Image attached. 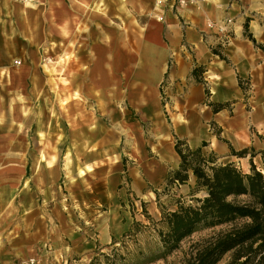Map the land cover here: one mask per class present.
Masks as SVG:
<instances>
[{
    "label": "crops",
    "instance_id": "obj_1",
    "mask_svg": "<svg viewBox=\"0 0 264 264\" xmlns=\"http://www.w3.org/2000/svg\"><path fill=\"white\" fill-rule=\"evenodd\" d=\"M176 138L264 171V0H0V263L82 259L188 197Z\"/></svg>",
    "mask_w": 264,
    "mask_h": 264
},
{
    "label": "trees",
    "instance_id": "obj_2",
    "mask_svg": "<svg viewBox=\"0 0 264 264\" xmlns=\"http://www.w3.org/2000/svg\"><path fill=\"white\" fill-rule=\"evenodd\" d=\"M193 74L198 77L197 68ZM175 150L180 164L168 178L166 189L184 183L191 171L195 184L189 196L168 198L165 206L159 200L158 220L142 210L151 222L154 241L140 244L134 240V247L128 248L124 239L134 236L135 225H144L134 222L119 240L109 244V253L96 248L89 264H218L226 255L223 264H264V171L253 163L244 171L232 161H218L212 151L191 149L178 138ZM245 152L233 151L237 155ZM204 230L210 232L190 242L179 259L167 262L185 239ZM119 242L121 247L114 246Z\"/></svg>",
    "mask_w": 264,
    "mask_h": 264
},
{
    "label": "rangeland",
    "instance_id": "obj_3",
    "mask_svg": "<svg viewBox=\"0 0 264 264\" xmlns=\"http://www.w3.org/2000/svg\"><path fill=\"white\" fill-rule=\"evenodd\" d=\"M242 164H243V166H247V161L243 160ZM201 194L202 193H199L198 195H201ZM171 198H175V197H171ZM168 200L169 199L162 198L160 202L163 206H165V204H167ZM170 201H172V200L170 199ZM137 204L139 205L138 202H137ZM134 208H136V206H134ZM138 209L139 210L137 211V215L142 214L140 205L138 206ZM155 214H156V219H154V220H158L160 217V212H159V214L157 212H155ZM141 223L144 224L145 226L144 225H135L133 227L134 236H131L129 238L124 239L125 240L124 244L128 248L134 247V240H137L138 243H140V244H144L148 241L151 242V241L155 240L153 228L151 226V222L145 218V219H143V221ZM209 232H210L209 230H207V231L204 230V231H200V232H196V233L192 234L189 238L185 239L181 243V247L178 251L174 252L172 255H169L167 257V262L175 261V260L179 259L182 256L183 251H185L187 249L190 242L197 240L198 238H200L202 236L207 235ZM120 244L121 243L119 242V243L114 244V246L121 247ZM111 247H112L111 245H108L106 247L102 246L101 248H98V249H100L101 252L109 253ZM123 249L124 248H122L120 251H123ZM37 256L36 255L35 256L34 255H24L22 257L19 256L18 259H14V261L11 262L10 264H30L28 262L29 258H36L37 262L34 264H89L90 259L93 256V253L89 256L82 258V259L75 257V258H70L66 261H64V260L63 261H55V260L54 261H51V260L42 261L40 259V257H37ZM227 258H228V255L224 256L223 259L218 264H223L227 260ZM0 264H2V263H0ZM155 264H164V262L158 261Z\"/></svg>",
    "mask_w": 264,
    "mask_h": 264
},
{
    "label": "built area",
    "instance_id": "obj_4",
    "mask_svg": "<svg viewBox=\"0 0 264 264\" xmlns=\"http://www.w3.org/2000/svg\"><path fill=\"white\" fill-rule=\"evenodd\" d=\"M16 2L25 4L27 6H32L36 3L37 0H14ZM204 0H176V3L181 7H190V6H198ZM159 20H162V16H158ZM232 23L231 18H224L218 20L208 19L206 21L207 29L215 30L218 35H220L224 40H227L230 35V24ZM15 64L19 63L18 60L14 61ZM28 262L30 264L36 263V258H29Z\"/></svg>",
    "mask_w": 264,
    "mask_h": 264
}]
</instances>
